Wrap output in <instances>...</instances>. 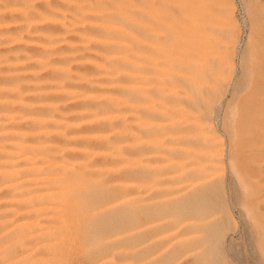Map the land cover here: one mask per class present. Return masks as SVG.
I'll use <instances>...</instances> for the list:
<instances>
[{
	"label": "rangeland",
	"instance_id": "rangeland-1",
	"mask_svg": "<svg viewBox=\"0 0 264 264\" xmlns=\"http://www.w3.org/2000/svg\"><path fill=\"white\" fill-rule=\"evenodd\" d=\"M0 264H264V0H0Z\"/></svg>",
	"mask_w": 264,
	"mask_h": 264
},
{
	"label": "bare ground",
	"instance_id": "bare-ground-1",
	"mask_svg": "<svg viewBox=\"0 0 264 264\" xmlns=\"http://www.w3.org/2000/svg\"><path fill=\"white\" fill-rule=\"evenodd\" d=\"M244 4H245V3H244ZM190 5H191V4H188V3H187L186 10H187V9H188V10L190 9V7H191ZM192 6H193V5H192ZM195 7H196V6H195ZM240 8H241V7H240ZM237 9H238V7H237ZM225 10H226L227 12H229V11H230V7H229V6L225 7ZM238 10H239V9H238ZM237 14H238V13H237ZM244 24H245V23H244ZM195 27H196V26H195ZM195 27H194V29H196ZM244 27H245V26H244ZM195 32H196V31H195Z\"/></svg>",
	"mask_w": 264,
	"mask_h": 264
}]
</instances>
